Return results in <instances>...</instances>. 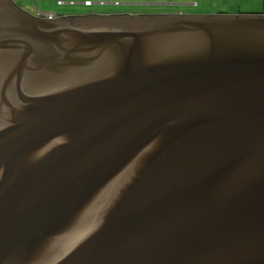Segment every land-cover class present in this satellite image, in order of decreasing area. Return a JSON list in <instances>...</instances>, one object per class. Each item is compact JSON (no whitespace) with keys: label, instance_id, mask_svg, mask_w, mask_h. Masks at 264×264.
<instances>
[{"label":"water","instance_id":"obj_1","mask_svg":"<svg viewBox=\"0 0 264 264\" xmlns=\"http://www.w3.org/2000/svg\"><path fill=\"white\" fill-rule=\"evenodd\" d=\"M0 264H264V14L0 0Z\"/></svg>","mask_w":264,"mask_h":264},{"label":"rangeland","instance_id":"obj_2","mask_svg":"<svg viewBox=\"0 0 264 264\" xmlns=\"http://www.w3.org/2000/svg\"><path fill=\"white\" fill-rule=\"evenodd\" d=\"M20 0L19 4L27 11L38 14L55 13L57 15H80L89 12L98 13H163L183 12L191 14H264V0ZM91 1L92 5H86ZM172 1L174 5L168 3ZM198 1L194 6L192 3ZM119 2V5H114ZM151 3L150 5H145Z\"/></svg>","mask_w":264,"mask_h":264},{"label":"flooded vegetation","instance_id":"obj_3","mask_svg":"<svg viewBox=\"0 0 264 264\" xmlns=\"http://www.w3.org/2000/svg\"><path fill=\"white\" fill-rule=\"evenodd\" d=\"M14 1L21 7V5L19 4V1L20 0H14ZM169 3H173V2H169ZM64 4H65V2H64ZM85 4H86V2H85ZM119 4H117V5H119ZM150 4L151 3H146L145 5H150ZM90 5H92V3ZM171 5H174V3L171 4ZM21 8H23V7H21ZM24 10H26V9H24ZM27 12H29V11H27ZM29 13H31V12H29ZM40 13H42V12H39L37 15H39ZM170 13H179V12H163V13H152V12L151 13L150 12H146V13H130V12H121V13H98V12H89V13H83V14H80V15H66V14L65 15H57L56 14L54 18L67 17V16H85V15H90V14H97V15H109V14H132V15H140V14H170ZM31 14H33V13H31ZM33 15H36V14H33ZM42 17H45V16H42Z\"/></svg>","mask_w":264,"mask_h":264},{"label":"built area","instance_id":"obj_4","mask_svg":"<svg viewBox=\"0 0 264 264\" xmlns=\"http://www.w3.org/2000/svg\"><path fill=\"white\" fill-rule=\"evenodd\" d=\"M170 2H172V1H170ZM59 4L60 5H63L64 4V2L63 1H59ZM86 4L87 5H90L91 4V1H86ZM194 6H196L197 4H198V1H195L194 3H192ZM40 16H45V17H55V13H40L39 14Z\"/></svg>","mask_w":264,"mask_h":264}]
</instances>
